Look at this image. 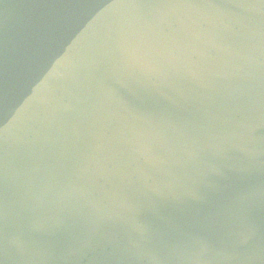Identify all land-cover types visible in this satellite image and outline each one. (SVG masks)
Segmentation results:
<instances>
[{"label": "water", "instance_id": "95a60500", "mask_svg": "<svg viewBox=\"0 0 264 264\" xmlns=\"http://www.w3.org/2000/svg\"><path fill=\"white\" fill-rule=\"evenodd\" d=\"M0 264H264V0H0Z\"/></svg>", "mask_w": 264, "mask_h": 264}]
</instances>
